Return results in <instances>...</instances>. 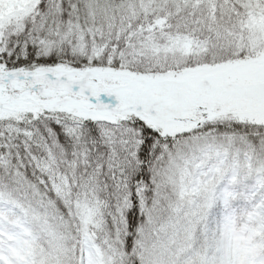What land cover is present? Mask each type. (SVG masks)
Listing matches in <instances>:
<instances>
[{"label": "snow or ice", "instance_id": "6c2138e0", "mask_svg": "<svg viewBox=\"0 0 264 264\" xmlns=\"http://www.w3.org/2000/svg\"><path fill=\"white\" fill-rule=\"evenodd\" d=\"M0 264H264V0H0Z\"/></svg>", "mask_w": 264, "mask_h": 264}, {"label": "trees", "instance_id": "16d2710c", "mask_svg": "<svg viewBox=\"0 0 264 264\" xmlns=\"http://www.w3.org/2000/svg\"><path fill=\"white\" fill-rule=\"evenodd\" d=\"M232 227H235V225H233Z\"/></svg>", "mask_w": 264, "mask_h": 264}]
</instances>
